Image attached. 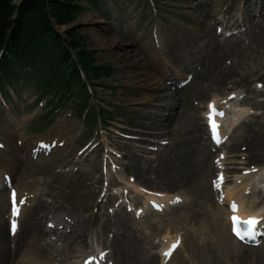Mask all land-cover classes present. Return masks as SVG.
Instances as JSON below:
<instances>
[{
	"label": "rangeland",
	"instance_id": "374dc122",
	"mask_svg": "<svg viewBox=\"0 0 264 264\" xmlns=\"http://www.w3.org/2000/svg\"><path fill=\"white\" fill-rule=\"evenodd\" d=\"M262 4L264 0L84 2L86 9L76 22L58 27V31L68 37L67 31L76 28L86 37L88 49L95 51L98 63L113 67L110 75L101 79L91 77L92 84L88 83L87 92L91 93L90 102L97 114L94 118L91 112L86 115L81 112L78 96L65 104L43 97L23 78L18 79L16 87H0V183L4 181L5 164L10 163L14 181L29 183L27 189L33 191V201L42 199L50 204V217L76 214L83 219L81 228L86 229L90 245L105 248L110 264L141 260L145 252L154 254L156 245L161 244L157 249L161 252L179 239L164 264L169 261L170 264H264V234L249 241L260 249L259 257L253 253L245 260L232 256L220 245L219 252L223 253L219 255L214 251L217 246L212 239L215 218L220 229L226 226L230 230L231 209L226 201L222 202L227 197L220 196L224 195L223 190L236 189V182L241 180L233 181L236 175H248L249 169L262 171L261 191L251 196L246 194L243 199L247 201L246 208L254 204L252 200L260 203V208L264 205V163L246 162L245 152L231 154L230 165L238 169L225 189L217 179L228 161L223 158L219 162L224 151L218 148L213 156L216 166L212 185L209 175L194 188L177 189L184 201L168 208L167 213H160L151 203L153 190L144 187V182L133 180L131 160L135 153L141 154L137 150L140 144L157 148L156 153L169 152L192 124L204 123L209 133L206 113L213 100L223 112L228 105L238 111L225 117L227 126L222 129L225 139L231 135L246 144L243 138L249 132L264 137V19L254 15L262 9ZM216 19L220 21L218 24ZM252 19L254 25L248 24ZM214 24L217 39L215 33L212 38L208 36ZM126 51L168 88H175L179 80L183 100L176 108L166 107L172 99H177L172 90L165 93L161 88L156 92V85L142 80L143 74L137 66L123 62ZM192 56H209L211 59L205 62L212 61L217 67L209 73L206 64L194 62ZM189 65L197 67L206 77L191 78L194 71ZM228 96L231 100L226 101ZM98 106L108 111L100 115L106 122L98 116ZM161 109L173 116L168 126L160 124V128L134 135L136 129H141L136 126L138 118ZM143 133L147 134L146 138H152L151 142H138L136 138ZM206 137L209 142V135ZM184 138L188 140L189 136ZM42 139L51 147L36 149L47 145ZM249 163L252 166L244 171ZM215 180L217 188H214ZM9 183L5 188L0 187L6 191V201L0 200V205L7 210L6 230L11 216ZM133 199H138L135 206L145 203L146 208L152 209L151 213L134 216ZM25 214L23 211L22 215Z\"/></svg>",
	"mask_w": 264,
	"mask_h": 264
},
{
	"label": "bare ground",
	"instance_id": "6f19581e",
	"mask_svg": "<svg viewBox=\"0 0 264 264\" xmlns=\"http://www.w3.org/2000/svg\"><path fill=\"white\" fill-rule=\"evenodd\" d=\"M20 1L21 0H16V2H20ZM256 14L258 15L259 18L264 19V4H262V9L258 11V13L257 12L254 13L255 16ZM215 22L216 24H218L220 21L217 20ZM253 23H254L253 19L250 22H248V24L251 25H254ZM216 24H214L213 27L210 28V30L208 31V36H210L211 38H212V34L215 33L216 36L215 39L218 38L216 32ZM257 24L260 23L256 22V25ZM131 56L132 55H130L129 52L126 51L123 55V62L134 64L135 66H137L140 69L141 73L143 74L144 78L142 80H145L146 83L156 85L154 86V90L156 92L161 90V88H162V92L165 91L170 92L172 90L171 91L172 95L174 94V97L176 95L177 99H172L170 102H168L166 107H168V109H170L171 106L172 107L174 106V108H176L179 102H182L183 100L181 95L183 89L179 87L180 85L179 80H177L176 83L177 86H175V88L172 87H171L172 89L168 88V85H166V83L165 84L162 83L161 79L159 78L157 79V77H155V75L151 71H149L148 68L143 63L132 60ZM197 57L198 56H194V57L192 56V60L194 59V62L196 63L204 62L206 64V67L209 68L208 69L209 73L210 72L213 73V71L217 67L216 63L214 65L212 64V61H209L207 64V62L205 61L206 59L207 60L211 59L209 58V56H207L208 58L206 57L197 58ZM175 64L176 63H174V65ZM190 66L191 69L194 71L193 76L191 78H195L197 80L204 78L205 74L203 72H201L197 67L194 69L193 68L194 66L192 65H189L188 68H190ZM163 82L166 81L164 80ZM161 85H163V87ZM147 100L149 102V99ZM229 100L231 99L228 96L226 101ZM228 110L235 113L238 112L231 105L228 106ZM206 115L209 120L210 117L212 118L221 115V112L219 111V107L214 100L209 103L208 111ZM172 117L173 116L171 115V113L166 115L164 109H161L158 112H149V114H147L144 117L142 115V117L138 118L139 121L137 120L138 124L136 125L138 128L141 129H136L137 128L136 127L134 135L135 133L136 134L141 133L140 131L149 132L151 128L153 129L160 128L161 127L160 124H165L166 126H168V124H170L169 122ZM233 122H232V126L234 127ZM219 123L221 122L219 121ZM206 127L207 126L204 123L192 124L190 130L186 133V135H183L184 137L189 136V139L184 140L185 138L182 136L183 137L182 139L184 141L182 139L181 140L178 139L177 143H175L173 148L167 153L164 152V150L160 153L159 152L156 153L155 149L157 151V148L154 147L152 148L150 146L146 147L145 145H141V144L137 145V150L141 151V154L138 155L137 153H135V155L131 159L132 167L135 175V179L133 180L135 181L137 180V182L138 181L144 182V184H142L144 185V187L149 188V190H153V196L150 197V199L153 198L151 199V203L161 211L160 213L167 211L168 208L179 206L177 205V203L181 201V199H179L178 196L179 194L176 191L177 189L180 188L183 189L187 187L194 188L195 186L199 185L202 182V181L200 182L201 179L207 178L209 175L214 176V170L216 165H213V156L219 150L218 148H221L222 151H224V154H222L221 159L219 160H222L224 158L226 161H228L226 163L225 170L221 171V173L219 174V177L221 174L223 175L222 187H226V188L228 187L229 184L228 181L231 180L232 176H234L236 170L238 169V167L233 166V164L230 165L233 162V160H231L233 158L231 157L232 156L231 154L245 152V154L247 155L246 162L252 161V163H256V164L264 163V137H262L261 135L249 132L243 138V140L246 142V144H244V143H239V139L237 140L235 136L230 135L225 139V136H223V132H221L222 139L217 144L213 141ZM206 134L209 135V139H210L209 142L206 137ZM134 135L132 137L133 139L136 138ZM146 136L147 134L145 135L143 133L141 137H137L136 139H139L138 142H142L143 140L151 142L152 138L151 139L146 138ZM229 138L230 141L227 142L228 141L227 139ZM220 145L223 146L220 147ZM226 155L228 156L225 158ZM252 163H249V165H247L245 169L243 168L244 171L250 168L252 166ZM248 172H249L248 175L246 174L240 176L236 175V179L233 181H238V179H241L240 182H236L235 185L236 189L233 192H229V191L226 192L225 190H223V193L225 195L222 196L227 197L226 202L233 209L231 223L233 221L234 216L240 217V220H247L249 217H258L259 223L255 226V233H257V228L261 227L264 224V205L261 206L260 208L259 206L260 203H258L255 200H252L254 204L246 208L247 201L243 199V196L246 194H249L251 196L257 190L261 191V185H259V183H261L260 177L262 175V171L256 169L253 171L252 169H249ZM4 173L8 175L10 181H13V186L11 188V194H10L11 207L9 211H11V216L9 217V223L7 227L8 230H6L4 225V223H6L5 214L7 210L6 208H3V206L0 205V264H12V263L13 264L15 263L16 264H109L108 260L104 261L105 255L103 254V252L102 251L97 252L94 246L90 245L89 236L87 234L86 229L81 228L82 218L79 217V215L66 214L67 215L66 218L65 215L63 218H61L60 214H58L56 216L50 217V206H49L50 204H48L47 201H44L42 199L38 201L35 200L33 201L32 193H31L33 191H29L27 189V185H29V183L23 184L21 181L18 182L14 181V176H13L14 169L10 163L5 164ZM237 173H241V171ZM213 176L210 177L211 179L209 178V180L211 181V185L214 179ZM214 182H216V180ZM119 183H124V182L120 181ZM147 185H150V187ZM155 187H160L161 189ZM202 187H206V186H202ZM4 188L3 189L1 188L2 190L0 189V200L2 199V202L4 200L6 201V191L4 190ZM214 188H217L216 183H214ZM140 191L139 193H141ZM13 193H15V205L19 209V215H14L13 212L14 209ZM131 201L134 202L135 204L138 201V199L137 200L133 199ZM262 202H264V200ZM233 205L237 207L234 208ZM54 207L55 206H53V208ZM136 207L139 208L140 206H136ZM141 207L144 208V211H139V213H137L134 216L137 215L148 216V214L151 213L152 209L149 210L148 208H146L145 203ZM218 207L220 209L223 208L220 204L218 205ZM220 209L216 210L217 213L221 212ZM225 210L229 212L228 209ZM23 211L24 213L26 212L25 215H22ZM140 212H142L143 214H141ZM13 221H15L17 225L14 233L12 231ZM82 223L84 224V222ZM221 227L223 229H220L219 224L217 223V218H215V222L213 223L212 226V231H213L212 239L214 243H216L217 247L214 248V251L219 252L218 246L220 245L222 246V248H224V250L229 252L232 256L234 255L238 258L241 257L244 260L247 259L249 255L252 256L253 253H255V255L259 257L258 250L260 249H257V247L253 245L247 244V242L244 243L243 240H239L237 237H235L232 234L230 230L228 231L226 226H221ZM172 245L173 244L171 243L166 248H164V250L161 249L160 250L161 252L157 250L161 246V244L156 245L153 248L154 254L150 255L148 252H145L146 255L144 256V258H142L141 260H133L128 264H164L168 256L165 255V253L171 250ZM220 253L223 252H219V255ZM168 264H170V261L168 262Z\"/></svg>",
	"mask_w": 264,
	"mask_h": 264
},
{
	"label": "trees",
	"instance_id": "16d2710c",
	"mask_svg": "<svg viewBox=\"0 0 264 264\" xmlns=\"http://www.w3.org/2000/svg\"><path fill=\"white\" fill-rule=\"evenodd\" d=\"M96 1L23 0L17 4L0 0V87H16L23 78L56 103L78 96L81 112H91L95 118L88 83L92 84L91 77L110 75L113 67L98 63L95 51L88 49L86 37L76 28H70L65 37L58 27L75 23L86 9L84 2ZM107 112L98 106V116Z\"/></svg>",
	"mask_w": 264,
	"mask_h": 264
},
{
	"label": "snow or ice",
	"instance_id": "6c2138e0",
	"mask_svg": "<svg viewBox=\"0 0 264 264\" xmlns=\"http://www.w3.org/2000/svg\"><path fill=\"white\" fill-rule=\"evenodd\" d=\"M210 124L213 126V128L215 129L217 126L215 125V120L212 119L210 117ZM214 139L217 140V142H220L219 136H218V132H214ZM254 171V169H253ZM219 182L222 184L223 182V175L221 174L219 177ZM13 201H14V215H19V209L18 207H16L15 205V193H13ZM234 208H236L237 206L233 205ZM233 222H234V228L233 231L234 233L238 236V238H240L241 240H244L246 238H254L255 236V226L259 223V218L258 217H249L247 220L243 221V223L245 225H247V228H242L240 226V217L238 216H234L233 217ZM16 222L13 221L12 222V231L13 233L16 230ZM179 244V241L176 242V244L172 245V249L169 250V252H166L165 255H171V251L174 250Z\"/></svg>",
	"mask_w": 264,
	"mask_h": 264
},
{
	"label": "water",
	"instance_id": "95a60500",
	"mask_svg": "<svg viewBox=\"0 0 264 264\" xmlns=\"http://www.w3.org/2000/svg\"><path fill=\"white\" fill-rule=\"evenodd\" d=\"M22 1H23V0H21L20 2H16V0H15V3L20 4Z\"/></svg>",
	"mask_w": 264,
	"mask_h": 264
}]
</instances>
